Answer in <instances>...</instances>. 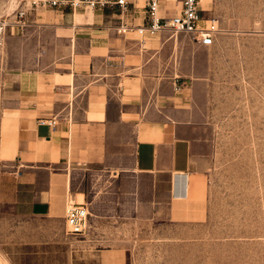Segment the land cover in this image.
Listing matches in <instances>:
<instances>
[{
    "label": "crops",
    "instance_id": "crops-1",
    "mask_svg": "<svg viewBox=\"0 0 264 264\" xmlns=\"http://www.w3.org/2000/svg\"><path fill=\"white\" fill-rule=\"evenodd\" d=\"M127 1L133 15L118 9H41L29 21L25 15L28 42L14 49L18 74L5 97L0 264H127L134 197L145 208L152 184L153 193L171 201L192 193L187 132L195 97L176 87L198 74V51L209 45L119 32L120 23L145 20L141 0ZM167 1L159 0V8ZM54 116V129L37 124ZM70 202L88 211L80 233L65 220Z\"/></svg>",
    "mask_w": 264,
    "mask_h": 264
},
{
    "label": "rangeland",
    "instance_id": "rangeland-1",
    "mask_svg": "<svg viewBox=\"0 0 264 264\" xmlns=\"http://www.w3.org/2000/svg\"><path fill=\"white\" fill-rule=\"evenodd\" d=\"M146 2L138 4L141 15ZM199 4L201 23L208 28L212 44L198 51L199 63L194 65L198 74L183 77L176 87L195 97L187 132L194 145L192 193L171 201L153 193L152 184L145 208L134 197L127 264H264V0H200ZM174 7L178 13L179 0H168L159 15ZM41 9L116 12L118 8L43 7L28 0H0V25L4 24L0 165L10 128L5 97L14 91L18 74L12 66L14 49L28 42L23 34L25 15L29 21V15ZM116 13L133 15L130 8ZM160 33L195 42L185 33ZM8 80L12 84L6 89ZM165 183L161 181L162 186Z\"/></svg>",
    "mask_w": 264,
    "mask_h": 264
},
{
    "label": "built area",
    "instance_id": "built-area-1",
    "mask_svg": "<svg viewBox=\"0 0 264 264\" xmlns=\"http://www.w3.org/2000/svg\"><path fill=\"white\" fill-rule=\"evenodd\" d=\"M32 4L43 7H69L82 5L104 8L115 5L121 13L128 11L127 0H28ZM200 0H180V9L177 14L169 17L159 15V0H147L145 5V20L140 25L120 23L118 31L125 33L135 31L140 37L153 36L162 31H171L174 34L185 33L193 40H199L204 45H211L212 38L207 27L202 25L200 16ZM4 24L0 25L3 30ZM57 117L38 118L37 124L54 129ZM65 220L72 233L82 232L87 225L88 211L83 203H68L65 210Z\"/></svg>",
    "mask_w": 264,
    "mask_h": 264
}]
</instances>
